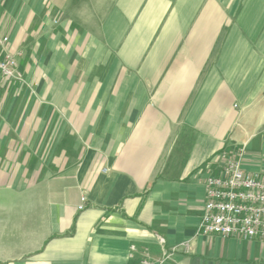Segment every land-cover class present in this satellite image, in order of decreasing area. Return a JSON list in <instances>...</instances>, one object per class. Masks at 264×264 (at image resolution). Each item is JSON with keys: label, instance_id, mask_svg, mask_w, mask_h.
<instances>
[{"label": "crops", "instance_id": "crops-1", "mask_svg": "<svg viewBox=\"0 0 264 264\" xmlns=\"http://www.w3.org/2000/svg\"><path fill=\"white\" fill-rule=\"evenodd\" d=\"M0 33V264H264L198 232L223 153L264 178V0H0Z\"/></svg>", "mask_w": 264, "mask_h": 264}, {"label": "built area", "instance_id": "built-area-1", "mask_svg": "<svg viewBox=\"0 0 264 264\" xmlns=\"http://www.w3.org/2000/svg\"><path fill=\"white\" fill-rule=\"evenodd\" d=\"M17 70L10 39L0 33V80L17 79ZM221 158L219 171L206 180V200L198 232L264 242V178L245 172L238 155L223 153ZM82 208L83 205L79 206ZM174 251L172 248L162 258H145L138 264H162Z\"/></svg>", "mask_w": 264, "mask_h": 264}, {"label": "rangeland", "instance_id": "rangeland-1", "mask_svg": "<svg viewBox=\"0 0 264 264\" xmlns=\"http://www.w3.org/2000/svg\"><path fill=\"white\" fill-rule=\"evenodd\" d=\"M19 70V69H18ZM17 70V71H18ZM20 73V70H19V72H18V78L17 79H14V80H9V83H10V85H17V86H25L26 84H25V81H22V79L20 78V75H21V73ZM22 83V84H21Z\"/></svg>", "mask_w": 264, "mask_h": 264}]
</instances>
